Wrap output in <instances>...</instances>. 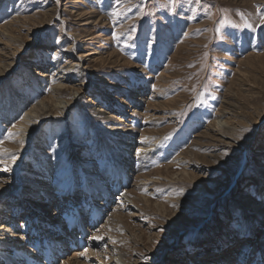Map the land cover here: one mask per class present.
<instances>
[{
    "label": "rangeland",
    "instance_id": "374dc122",
    "mask_svg": "<svg viewBox=\"0 0 264 264\" xmlns=\"http://www.w3.org/2000/svg\"><path fill=\"white\" fill-rule=\"evenodd\" d=\"M5 28L19 39L0 36L8 55L0 57V154L10 142L16 153L3 158L15 173L5 174L3 163L0 179L5 191L19 186L23 200L14 206L0 196V224L22 223L27 183L44 166L55 183L68 176L81 187L91 176L107 187L119 183L138 202L124 212L123 239L102 236L105 246L118 243L129 264H188L200 251L199 262L202 248L221 249L219 235L228 232L240 240L225 262L236 254L253 259L238 250L251 237L264 256V0H2ZM67 60L76 63L68 92L56 97L50 67ZM43 99L47 106L31 114L40 117L35 128L12 132ZM228 100L233 110L219 122L245 146L230 144V134L219 141L205 134ZM192 222L196 236H218L195 243L180 228ZM21 253L14 260L32 258Z\"/></svg>",
    "mask_w": 264,
    "mask_h": 264
},
{
    "label": "bare ground",
    "instance_id": "6f19581e",
    "mask_svg": "<svg viewBox=\"0 0 264 264\" xmlns=\"http://www.w3.org/2000/svg\"><path fill=\"white\" fill-rule=\"evenodd\" d=\"M1 4L2 0H0V6ZM4 26H7V28H9V26L11 27L10 24ZM4 35L13 38L11 37L12 35L6 31V28L0 31V36ZM13 39L18 40L19 38L16 37ZM3 50V48H0V57L3 56L5 58L8 55L5 56L6 52ZM66 64L67 65L61 67H50V71H53L52 75H58L56 87L54 88L56 97L62 96V94L68 92L64 87L65 82L67 81L66 79H69L68 75L70 71L68 69L73 68L76 63L67 60ZM33 73L43 77L46 75L45 71L41 68H37ZM100 78L102 79L101 76ZM73 89L76 91L79 90V88ZM47 101L43 99L36 104H33L31 109L26 111L21 119L12 126V132L16 131V135H22V133L33 130V128H35L36 120L40 117H34L31 116V114L37 116V113L47 106ZM155 104L161 105L159 102ZM226 104L228 105L224 106V110H220L206 127L205 134H207L208 138L212 137L210 139H215V141L221 140L223 135L230 134L229 136H232V138H230V144L237 148L241 145L245 146L246 141L243 142L238 140V137H235L236 135L229 132L227 129L228 126H224V124L219 122V118L225 117L228 110H233L232 106L235 105L230 100H228ZM151 109L152 108L148 107V111ZM98 111H102V108L98 107ZM12 146L13 144L10 142L11 149L8 150L5 155L0 154V166H4L3 163L8 166V169L4 172L5 174H13L14 171V164L3 162V158L10 157V155L16 153ZM185 163H189V161ZM41 169L40 172H42V174L39 173L27 183V193L31 196L30 198L25 199L26 205L29 207L24 213L25 219L22 218V223H17L16 221H20V219H15L14 217L13 221H11V228H9V224L7 222L5 223V221L0 224V245L13 244V247H10L9 249L11 251L8 250L6 254H3V251H0V264H92L94 258L97 260L96 264H129L125 254L119 249L117 242L113 245L112 241L105 246L103 239L93 240L92 237L103 236L107 238V240L123 239L125 234L123 232L124 228L121 221L124 217V212L128 210L127 207H138V202L136 203V201L127 197L124 191H122V187H120L119 183H116L114 187H107L103 185V181L100 182L90 176L91 178H86L81 187H77L74 184H68L70 180V177L68 176L60 178V181L55 183L51 178L48 179L43 176L45 171L44 166H42ZM108 172L109 171L105 172V175H108ZM3 180L4 179H0V196L8 197L7 199L9 203L15 206L18 200H23L22 194L20 195L19 193L21 189L19 186H14L12 190L8 189L6 191H15L14 194L16 195H6L4 193L6 192L5 189L7 187L3 186ZM55 193H57V195ZM18 195L19 197H17ZM79 195H83V197L77 200ZM64 201L66 203H63ZM144 201L147 203L148 199H145ZM223 202L224 200L221 201V203ZM17 210H14V208L12 209L13 212ZM11 214H6V216L12 217ZM85 217L86 220H84ZM85 221L86 223H89V226L84 227ZM183 224L180 228L192 233L194 236L192 241L200 243V245L203 244L205 240L207 243H211V239H213L212 237L216 235L218 236V234L214 235L211 232L205 234L199 232L200 235L197 234L198 236H196L194 234L196 230H192L196 228L197 224L194 225V222L186 225ZM16 225L20 226V228H17ZM260 232L263 234L261 241L264 245V231L261 230ZM246 233L247 232L237 235H243L241 237H246ZM248 233L247 236L251 234V231ZM252 233L253 236L257 234V232L254 231ZM177 234L176 236L174 235V237H177ZM222 234L225 237L220 240L219 235V242H223L221 249L219 248L211 253H208L207 251H209V249H207L206 253H202V251L205 250L202 248L199 262H197L195 258L199 256L200 251L187 258L188 264H264V256H261V250L259 251L255 248V241L252 240V237L248 240H244L245 242H242V245H244L243 248H239L238 250L241 254H244L242 252H245L246 254L248 253V255L251 256L249 258L254 257L253 259L245 260L240 254H236L234 255V262H225L226 260H231L232 257V253L228 248L235 246L240 239L237 238V236L230 235L229 232ZM199 236L201 237L198 239ZM95 243H98V248H95ZM17 248H20L22 251L19 249L16 250ZM69 248L73 250H70L69 255L71 256L68 255L66 259H62L63 252L69 251ZM191 248L189 249L190 252L193 250V248ZM23 251L32 255V258H24L21 262L14 260V258L20 259L21 252ZM82 253L83 255H81ZM186 256L188 255L186 254ZM57 260H59V263ZM166 260L175 261V259L169 258H166Z\"/></svg>",
    "mask_w": 264,
    "mask_h": 264
},
{
    "label": "snow or ice",
    "instance_id": "6c2138e0",
    "mask_svg": "<svg viewBox=\"0 0 264 264\" xmlns=\"http://www.w3.org/2000/svg\"><path fill=\"white\" fill-rule=\"evenodd\" d=\"M247 26H248V27H251V25H247ZM53 58H55V57H53ZM243 131H244V132H248V131H250V129H244ZM12 135H14V133H9V136H12ZM240 138L242 139L243 137H240ZM5 151H7V149H5ZM224 155L227 156V155H228V152L225 151V152H224ZM11 159H12V162L14 163L16 157H15V156H12ZM5 170H7V169H5ZM177 195L183 196V195H184V190L181 189V190L177 193ZM172 207L176 208V207H179V206L173 204ZM161 231H163V229H161ZM92 239H93V240H101V239H103V237H102V236H94V237H92ZM81 255H83V253H82ZM145 259H147V257H145Z\"/></svg>",
    "mask_w": 264,
    "mask_h": 264
}]
</instances>
